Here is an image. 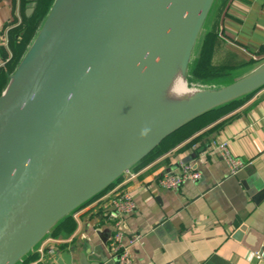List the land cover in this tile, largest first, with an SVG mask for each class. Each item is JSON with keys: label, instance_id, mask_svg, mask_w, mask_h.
Wrapping results in <instances>:
<instances>
[{"label": "water", "instance_id": "water-1", "mask_svg": "<svg viewBox=\"0 0 264 264\" xmlns=\"http://www.w3.org/2000/svg\"><path fill=\"white\" fill-rule=\"evenodd\" d=\"M216 2L51 1L0 93V264H18L63 218L168 135L264 86V59L233 70L231 80L214 88L193 85L206 95L158 121L145 144L124 159L118 155L103 172L150 82L190 26L187 84L191 53L198 40L199 49L204 44ZM241 184L254 206L249 217L264 214V184ZM35 231L41 233L32 240ZM233 237L258 255L256 264H264V220L245 221ZM57 263L116 264L98 248L73 257L62 251Z\"/></svg>", "mask_w": 264, "mask_h": 264}, {"label": "crops", "instance_id": "crops-1", "mask_svg": "<svg viewBox=\"0 0 264 264\" xmlns=\"http://www.w3.org/2000/svg\"><path fill=\"white\" fill-rule=\"evenodd\" d=\"M29 3L0 0V79L4 76L7 81L35 34L24 42L18 61L10 69V42L20 37L35 12L34 5L26 15ZM214 21L226 46L245 59L264 47V0H217L209 27ZM5 83L0 84V92ZM237 101L226 113L130 168L76 208L18 264H58L65 250L73 257L98 248L112 257L108 244L114 226L107 217L113 210L112 200L125 191L131 194L135 208L121 223L124 242L139 235L129 247L133 264H256L258 255L233 235L247 220L254 225L264 220L263 213L249 217L254 206L241 184H264V86ZM219 140L227 141L230 152L245 162L233 175L210 146ZM181 162L198 169L201 178L186 180L177 189L160 187L157 179L165 172L179 171Z\"/></svg>", "mask_w": 264, "mask_h": 264}, {"label": "bare ground", "instance_id": "bare-ground-1", "mask_svg": "<svg viewBox=\"0 0 264 264\" xmlns=\"http://www.w3.org/2000/svg\"><path fill=\"white\" fill-rule=\"evenodd\" d=\"M189 27L184 30L176 48L169 54L160 72L150 82L140 108L127 129L122 131L114 152L105 161L103 172L112 169L120 160L117 159L118 155L124 159L145 144L155 132L158 121H164L171 112L179 111L206 95V91L188 87L185 82L188 47L192 42ZM40 233L41 231H35L32 240Z\"/></svg>", "mask_w": 264, "mask_h": 264}, {"label": "trees", "instance_id": "trees-1", "mask_svg": "<svg viewBox=\"0 0 264 264\" xmlns=\"http://www.w3.org/2000/svg\"><path fill=\"white\" fill-rule=\"evenodd\" d=\"M48 1L49 0H35V12L29 17V20L25 24L20 37L15 38L12 42H10L11 48L13 50V55L9 60V62L11 61V64L9 65L10 69H12L18 61L22 50L24 49V42L28 41L30 35L33 33L40 14H42V12L44 11V8L46 7ZM215 21L210 26L200 56L190 67L188 78L190 83L200 81L202 77H215L216 75L220 74L221 71H224L232 66L228 61H235L236 59H239L238 57H236V55H234V53H232V51L228 50L225 44L226 40L221 34L218 24ZM257 51L264 53V47H261V49H257ZM234 57L236 58L235 60L233 59ZM5 81L6 77L2 76L0 79V84H4ZM238 102L239 101H235L215 108L212 111H209L193 119L189 123L185 124L181 128L168 135L152 151H150L144 158H142L131 168H136L144 161L157 155L163 150L170 148L196 129L212 122L222 114L226 113L228 110L235 107ZM119 178L117 180H119Z\"/></svg>", "mask_w": 264, "mask_h": 264}, {"label": "built area", "instance_id": "built-area-1", "mask_svg": "<svg viewBox=\"0 0 264 264\" xmlns=\"http://www.w3.org/2000/svg\"><path fill=\"white\" fill-rule=\"evenodd\" d=\"M1 41V38H0ZM210 146L216 149L225 161L228 167V171L231 175L235 174L240 169L244 168L245 162L239 157L234 156L228 147V143L225 140L212 141ZM129 170L124 173H128ZM202 176L201 172L194 168L188 162H181L179 171L177 172H165L158 179L157 184L166 189H177L186 180L196 181ZM113 210L108 214V219L113 223L114 229L110 237L108 248L112 258L116 264H133L129 247L132 243L138 240L139 235H131L127 238V242H124V233L121 229V223L125 215L131 213L135 204L132 196L129 192L125 191L117 195L112 200ZM35 264H56L47 263L44 261H38Z\"/></svg>", "mask_w": 264, "mask_h": 264}, {"label": "rangeland", "instance_id": "rangeland-1", "mask_svg": "<svg viewBox=\"0 0 264 264\" xmlns=\"http://www.w3.org/2000/svg\"><path fill=\"white\" fill-rule=\"evenodd\" d=\"M51 1L52 0H49L48 2H47V5H46V7L44 8V11L42 12V14H40V17H39V19H38V21H37V23H36V26H35V29H34V31H33V33H35L36 32V30H37V28H38V26L40 25V23H41V21H42V19H43V17H44V15H45V13H46V10H47V8H48V6L50 5V3H51ZM209 29H210V27H208V29H207V27H206V33H205V36H204V41H205V39H206V36H207V34H208V31H209ZM204 31H205V29H204ZM200 40H198V42L196 43V46H195V48H194V50H193V52L191 53V58H192V62H191V64L190 65H192V64H194L195 63V61H196V59H198V57L200 56V54H201V51H202V48H203V46L199 49V45H200ZM197 47H198V49H199V53H198V57L197 58H195L196 57V55H197V50L195 51V49H197ZM230 47V48H229ZM229 47H227L228 48V50H230V51H232V53H234V55H236V57H238L239 59H236L235 57L233 58L235 61H228L232 66L230 67V68H228V69H226V70H224V71H221L220 72V74H218V75H216L215 77H202V79L200 80V81H197V82H195V83H190L189 82V80H188V78H189V73H190V70L188 71V73H187V86L188 87H193V85L194 86H205V87H207V88H214V87H216V86H218V85H220V84H223V83H225L226 81H229V80H231V78L232 77H230L228 74L229 73H231L233 70H236V69H239V68H242V67H252V66H255L256 64H258L259 62H261L263 59H264V53H261V52H259V51H253L252 53H251V55L249 56V58H247V59H245L241 54H238L237 52H235L234 50H232L233 49V47H231V46H229ZM232 48V49H231ZM232 60V59H231ZM11 64V61L10 62H8V65H10ZM191 67V66H190ZM229 76V77H228ZM6 83L8 82V79H7V81H5ZM5 83V84H6ZM4 88V87H3ZM3 90V89H2ZM1 93V92H0ZM144 158V157H143ZM140 161V160H139ZM138 161V162H139ZM135 165V164H134ZM123 174H125V173H123ZM122 174V175H123Z\"/></svg>", "mask_w": 264, "mask_h": 264}, {"label": "clouds", "instance_id": "clouds-1", "mask_svg": "<svg viewBox=\"0 0 264 264\" xmlns=\"http://www.w3.org/2000/svg\"><path fill=\"white\" fill-rule=\"evenodd\" d=\"M145 131H147V130H145Z\"/></svg>", "mask_w": 264, "mask_h": 264}]
</instances>
